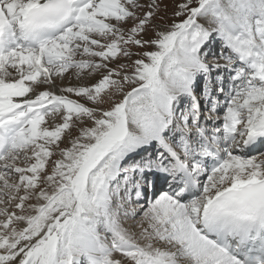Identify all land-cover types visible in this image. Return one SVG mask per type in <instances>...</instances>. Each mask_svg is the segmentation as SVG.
Returning <instances> with one entry per match:
<instances>
[{"label": "snow or ice", "instance_id": "6c2138e0", "mask_svg": "<svg viewBox=\"0 0 264 264\" xmlns=\"http://www.w3.org/2000/svg\"><path fill=\"white\" fill-rule=\"evenodd\" d=\"M168 10L0 0V264H264V0Z\"/></svg>", "mask_w": 264, "mask_h": 264}, {"label": "rangeland", "instance_id": "374dc122", "mask_svg": "<svg viewBox=\"0 0 264 264\" xmlns=\"http://www.w3.org/2000/svg\"><path fill=\"white\" fill-rule=\"evenodd\" d=\"M141 2L144 3V2H146V0H141ZM164 3H166L168 5V9H169L168 10V22L170 23L171 20H172V14L171 13H172V8H173L174 0H164ZM133 51H137V49H133ZM77 58L79 59L80 57H77ZM72 71H74V70H70L69 73H65V76H64V78L62 80H61V78L56 77L55 79H56L57 84L58 85H61V86H73V85H77L79 83V81L75 77H73L71 75V72ZM92 82L93 81H91V80L87 81L88 84H91ZM41 88H42V90H47L48 89V87L46 85H42L39 89L41 90ZM56 91H58V90H56ZM71 98L77 99L74 96H72ZM46 121L48 123H51L52 122L50 118H46ZM57 122H59V119H57ZM0 207H3V205H0ZM137 219H139V217ZM128 223L131 224L132 222L129 221Z\"/></svg>", "mask_w": 264, "mask_h": 264}, {"label": "bare ground", "instance_id": "6f19581e", "mask_svg": "<svg viewBox=\"0 0 264 264\" xmlns=\"http://www.w3.org/2000/svg\"><path fill=\"white\" fill-rule=\"evenodd\" d=\"M47 90H53V91H56L55 89H49V88H48ZM38 91H43V90H42V88H41V90L38 88V89H37V92H38ZM57 92H58V91H57ZM57 94H59V92H58ZM14 99H16L17 101H20V100H22L23 98H14ZM115 255L119 256V254H115Z\"/></svg>", "mask_w": 264, "mask_h": 264}]
</instances>
